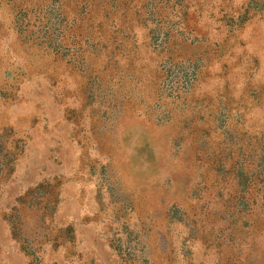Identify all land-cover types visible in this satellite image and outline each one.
<instances>
[{
    "label": "rangeland",
    "instance_id": "1",
    "mask_svg": "<svg viewBox=\"0 0 264 264\" xmlns=\"http://www.w3.org/2000/svg\"><path fill=\"white\" fill-rule=\"evenodd\" d=\"M0 264H264V0H0Z\"/></svg>",
    "mask_w": 264,
    "mask_h": 264
}]
</instances>
